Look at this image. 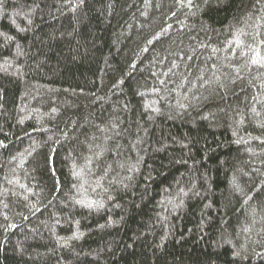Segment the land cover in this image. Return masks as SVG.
I'll return each mask as SVG.
<instances>
[{
  "label": "trees",
  "instance_id": "16d2710c",
  "mask_svg": "<svg viewBox=\"0 0 264 264\" xmlns=\"http://www.w3.org/2000/svg\"><path fill=\"white\" fill-rule=\"evenodd\" d=\"M0 264H264V0H0Z\"/></svg>",
  "mask_w": 264,
  "mask_h": 264
}]
</instances>
